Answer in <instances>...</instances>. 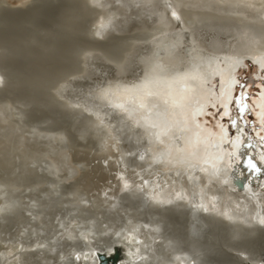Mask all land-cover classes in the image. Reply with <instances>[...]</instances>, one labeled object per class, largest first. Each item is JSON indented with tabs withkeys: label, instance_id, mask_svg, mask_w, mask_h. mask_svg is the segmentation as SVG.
Returning a JSON list of instances; mask_svg holds the SVG:
<instances>
[{
	"label": "rangeland",
	"instance_id": "1",
	"mask_svg": "<svg viewBox=\"0 0 264 264\" xmlns=\"http://www.w3.org/2000/svg\"><path fill=\"white\" fill-rule=\"evenodd\" d=\"M136 2L144 13L124 6L113 9L115 20L106 12H102L106 17L92 19L89 24L104 21L106 25L104 32L95 38L97 46L90 48L76 42L74 48H67L72 53L67 56L68 62L64 60L66 64L61 72L3 76L5 86L0 84V204L7 202L12 212L18 210L20 203L38 205L39 234L33 245L57 239L54 233L62 229L61 225L66 230L58 236L60 241L67 236L75 239L79 229L86 235L95 229L104 246L109 245L103 241L109 234V240L115 241L113 237L119 233L118 241L126 243L127 234L140 228L142 236L136 243L143 249L150 241L168 242L162 247L163 252L159 250L160 254L150 246L149 250L155 253L152 264H219V256L226 252L257 263L264 245L258 246V240L252 235H245L242 246L238 243L230 248L222 246L223 239L233 234L239 236L241 232L238 221L229 229L225 212L219 215L220 222H213V231L209 227L208 232L206 228L203 230V239L201 233L191 235L192 229L174 227L173 218L165 216L161 210L168 202L154 199L156 192L163 186L166 189L168 183L179 176H182V185L194 184L196 191L197 180L206 184L208 180L203 178H213L210 172L198 170L192 183L188 169L180 163L183 158H177L175 163L160 161L157 156L164 152L159 147L166 149V146L155 139L156 132L152 136L144 132L148 125L134 121L129 111H121L113 94L120 87H130L148 78L151 59L159 45L184 41L182 52L186 54L192 46L193 51L200 52V62L214 56L212 58L221 64L224 56L241 57L243 60L234 70L235 85L228 102L231 114L225 116V108L218 102L217 107H208L200 123L214 131L221 125L227 127L233 137L237 119L251 144L257 147L255 133L262 138L264 129V118L261 125L258 114V104L264 94V70H260L247 50L259 53L256 49L263 43L256 37L257 25L236 19V13L258 17L264 14L256 7V0H238L236 4L227 0L215 4L208 0H161L163 4L159 2L152 7L149 4L144 7L142 0ZM165 7L167 16L181 23L174 24L172 30L164 25ZM171 7L178 10L180 16L173 13ZM216 8L220 13L202 12L217 11ZM105 9L109 10V6ZM186 11L193 23L182 18ZM179 31L180 37L176 36ZM150 35L163 39L156 41L154 48L139 51L131 48L135 43L142 44ZM218 83L215 79L213 85ZM153 141L157 150L151 145ZM167 143L169 150L173 148L174 142L168 140ZM174 152L170 154L173 156ZM231 183L235 185V181ZM204 186L209 188L210 185ZM196 193L193 195H198ZM169 194L172 201L178 200L177 192ZM19 213L29 214L25 210ZM25 223L17 218L1 232L0 252H9L15 247L25 227H30ZM57 248V256H60L74 247L59 245ZM82 257L77 264L87 261V255Z\"/></svg>",
	"mask_w": 264,
	"mask_h": 264
},
{
	"label": "bare ground",
	"instance_id": "2",
	"mask_svg": "<svg viewBox=\"0 0 264 264\" xmlns=\"http://www.w3.org/2000/svg\"><path fill=\"white\" fill-rule=\"evenodd\" d=\"M208 1L211 4L219 2V0ZM227 1H233L236 4L238 0ZM142 2L144 7L145 4L152 7L161 0H142ZM255 4L264 14L263 0H256ZM106 5L109 6V10L105 9ZM139 5L136 0H93L91 2L89 0H0V84L5 86L2 80L4 75L61 72L66 64L63 63L64 60L68 62L69 57L67 56L72 53L67 48H74L76 42L94 48L95 38L104 32L106 28L104 21L89 24L92 19L99 16L106 17L105 14L109 13L108 15L114 16L113 20H115L116 15L112 12L113 9L124 6L136 9L138 13H144L145 10ZM219 8L222 7L219 6ZM171 9L173 13L180 16L178 10L174 7ZM216 9L217 11L208 9L202 12L220 13L219 9ZM188 11L183 12L182 18L190 23L193 19L187 17ZM102 12L106 13L102 14ZM167 12L168 8L165 7L163 10L164 25L168 30H172L175 28L174 24H179L180 21L168 17ZM236 15V19L257 25L256 37L261 39L262 47L256 49L259 53L252 52L254 49L250 48L247 51L255 58L254 60L262 71L264 70V15L258 17L239 11ZM86 23H88L87 26ZM180 35V31L176 32V36L180 37ZM156 38L157 35H150L142 44L135 43L131 48L138 51L154 48L153 44L163 39V37H158V40ZM184 43L180 41L169 45H159L155 48L157 50L151 59L148 78L130 87H120L113 94L114 102L118 103L121 111H129L134 121H140L144 126L148 125L149 127H145L144 132L151 136L156 132L155 139L166 146V149L159 147V150L164 152L163 155L157 156L160 161L165 159L169 163H175L177 158H183L180 163L188 169L187 174H190L189 178L192 183L198 170L210 172L213 178V180L203 178L208 180L206 183L208 186L212 185L209 188L205 187L206 184L200 182L199 178L200 180L196 182L198 191L194 184L182 185L183 181L180 182L182 176L169 182L166 189L163 185L161 190L157 189L160 191L159 193L157 191L153 197L168 202L169 205H165L166 207H162L161 210L165 216L173 218L175 228H185V230L189 228L194 233L191 235L198 236L201 233L202 237L203 230L206 228L207 231L208 227L210 230L214 229L213 222H220L219 215L225 212L226 225L229 229L238 221L239 230L242 234L244 232L246 234L242 235L240 232L239 236L230 235V238L223 239V247L230 248L234 246V243L242 246L245 243V235H252L258 240V246H263L264 243L260 242L264 240V129L262 138L258 137V132L255 133L257 147H254L237 119L233 137L231 133L229 134L227 127L221 125L217 131H214L200 123V118L206 113L208 107L212 105L217 107L218 102L225 108V116L231 114L228 102L231 100L235 85L234 70L243 59L224 56L222 63L219 64L212 56L207 62H200L198 59L200 52L193 51L192 46L186 54L182 52L181 46ZM215 79L219 80L217 85H213ZM258 105L259 123L262 125L264 94L261 95ZM151 128L156 129L152 131ZM178 139H182L185 143H180ZM168 140L174 142L170 150L167 147ZM151 145L154 150H157L155 148L158 147L154 141ZM173 151L175 155L173 153L172 156L170 152ZM176 151H179L181 156ZM187 155L189 158H186ZM232 180L235 181V185L231 183ZM170 192H177L175 196L178 200L172 201ZM196 192L198 195L194 196ZM6 203L0 204V221H2L0 222V235L17 218L22 219L30 227H25L22 235L17 238L18 242L15 247H12L9 252H0V264H77L83 260V255H87L88 259L82 264H98L99 254L109 255L115 248H119L122 252L118 264H152V257L155 253L149 250L150 246L155 247L159 254L163 250L162 247L166 246L167 241L163 243L150 241L146 249L137 245L136 241L142 236V229L138 227L127 234L129 239L126 243L122 240L118 241L119 233L114 235L113 240L116 239L115 241L109 240L111 237L109 234L103 240L109 245L104 246L102 245L104 242L100 240L95 229L89 232V235L79 229L75 239L67 236V239L60 241L58 236L66 230L63 225H61L62 229L54 233L57 239L49 238L50 242L33 245L31 243L39 234L37 228L39 225L36 220L38 205L20 203L18 210L15 209L12 212L13 209ZM21 210L29 214L20 215ZM166 239L170 242L174 241L171 238ZM56 245L74 248L67 254L57 256L59 248ZM86 250H89V253ZM165 250L167 256L168 250L167 248ZM260 253L258 255L261 256H258L257 263L263 264L264 251ZM221 255L219 264H257L251 259V255L249 256L251 257L250 262L227 252ZM253 256L256 257V255Z\"/></svg>",
	"mask_w": 264,
	"mask_h": 264
},
{
	"label": "water",
	"instance_id": "3",
	"mask_svg": "<svg viewBox=\"0 0 264 264\" xmlns=\"http://www.w3.org/2000/svg\"><path fill=\"white\" fill-rule=\"evenodd\" d=\"M122 252L119 248H115L111 254H99L98 255V264H118ZM264 262V260H263ZM264 264V263H263Z\"/></svg>",
	"mask_w": 264,
	"mask_h": 264
}]
</instances>
